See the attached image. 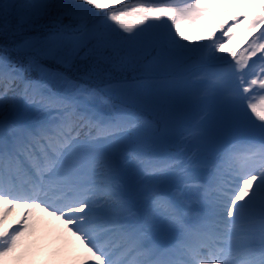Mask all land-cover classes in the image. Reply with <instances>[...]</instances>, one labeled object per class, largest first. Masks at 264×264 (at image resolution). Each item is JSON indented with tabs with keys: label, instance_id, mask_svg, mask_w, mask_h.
I'll list each match as a JSON object with an SVG mask.
<instances>
[{
	"label": "snow or ice",
	"instance_id": "obj_1",
	"mask_svg": "<svg viewBox=\"0 0 264 264\" xmlns=\"http://www.w3.org/2000/svg\"><path fill=\"white\" fill-rule=\"evenodd\" d=\"M0 40V264H264V0H3ZM101 67L171 69L141 103L188 125L113 103ZM174 136L217 151L205 178L146 150Z\"/></svg>",
	"mask_w": 264,
	"mask_h": 264
},
{
	"label": "rangeland",
	"instance_id": "obj_2",
	"mask_svg": "<svg viewBox=\"0 0 264 264\" xmlns=\"http://www.w3.org/2000/svg\"><path fill=\"white\" fill-rule=\"evenodd\" d=\"M127 2V0H126ZM225 19L222 16L211 17L208 20L202 21V24H207L211 22H218ZM65 23H68L66 20ZM195 29L193 30V36L198 35ZM0 43H3L0 40ZM84 66L83 62L77 63L76 67L80 68ZM104 68V67H103ZM105 69V68H104ZM106 70V69H105ZM124 70V69H123ZM128 78L117 79L113 81L108 74L103 80V87H110L109 95L113 99V103L120 105L124 104L127 106H133L138 108L144 114V118L152 121L154 124L163 126V120L170 114L172 118L177 122V125L187 126L190 117L183 112L178 100H174L173 97H168L170 101L167 104L157 105L154 107L143 106L141 101L145 94L154 93L158 90H163L165 88H178L179 87V77L172 72L171 69L160 71L157 73H144L142 71H132L128 69ZM126 71V70H125ZM85 72V71H83ZM110 73V72H107ZM104 76V75H103ZM93 79V78H90ZM96 79V78H95ZM21 114L25 117H31L33 114L30 109L26 107H21ZM234 139L233 136L225 133L220 142L215 145V149H219L221 145L228 144ZM146 150L154 153H169V154H179L181 152H187L188 154H195L198 161H207L208 165L204 163L199 164L196 169V175L203 179L207 175V167L214 160L217 155V151L209 148H199L197 149L195 144L183 145V142L179 136H174L171 139L150 143L146 146ZM135 178L130 179V183ZM161 238H169V240L174 239L172 235H163Z\"/></svg>",
	"mask_w": 264,
	"mask_h": 264
},
{
	"label": "trees",
	"instance_id": "obj_3",
	"mask_svg": "<svg viewBox=\"0 0 264 264\" xmlns=\"http://www.w3.org/2000/svg\"><path fill=\"white\" fill-rule=\"evenodd\" d=\"M0 2H3V0H0ZM47 23H48V20H46V19H43L40 21V24H47ZM83 64H84V66H82L80 68H77L76 66H74L73 68L68 69V70L61 69V71H66V74L69 75L72 79L81 80V78L84 77L85 73L89 71L88 64H86V63H83ZM105 69L103 67L98 69L97 71L100 73L99 76L92 77L93 79H89L88 83L92 86H95V85L102 86L103 80L105 79V77H107L105 74H108V76H110V78H112L113 81H116L117 79L122 80V78L125 79V78L129 77L128 76V71H129L128 69L123 70L121 68H111V67H108ZM83 71H85V72H83ZM107 72H110V73H107Z\"/></svg>",
	"mask_w": 264,
	"mask_h": 264
}]
</instances>
